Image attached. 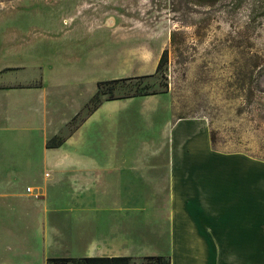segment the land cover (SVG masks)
I'll list each match as a JSON object with an SVG mask.
<instances>
[{"label": "rangeland", "instance_id": "1", "mask_svg": "<svg viewBox=\"0 0 264 264\" xmlns=\"http://www.w3.org/2000/svg\"><path fill=\"white\" fill-rule=\"evenodd\" d=\"M163 49L167 61L156 73ZM118 77L125 79L113 96L136 86L149 94L101 93L90 114L97 81ZM40 80L54 103L52 136L62 140L83 122L75 137L82 147L66 151L87 159L66 154L55 162L65 176L47 169L22 178L24 199L65 188L66 207L38 222L24 208L22 238L6 241V264H72L50 258L100 254L110 243L126 248L131 264L159 255L134 252L167 246L168 143L177 120H197L215 150L264 168V0H0V88ZM30 140L22 148L35 149ZM93 188H103L99 208ZM84 195L80 207L67 203Z\"/></svg>", "mask_w": 264, "mask_h": 264}, {"label": "crops", "instance_id": "2", "mask_svg": "<svg viewBox=\"0 0 264 264\" xmlns=\"http://www.w3.org/2000/svg\"><path fill=\"white\" fill-rule=\"evenodd\" d=\"M40 81L22 87L7 82L0 88V264L7 263L6 241L22 238L24 208L30 210L28 218L38 222L53 206L66 207L65 188L59 196L61 188H40V197L24 199L22 178L41 176L47 169H54L55 177L65 176V169L55 162L66 161V154L73 156L70 159H87L81 151H66L82 147L75 137L83 122L60 147L46 146L56 133L54 103L45 91L46 81ZM171 128L178 132L168 143L167 246L164 250L143 247L134 253L166 254L170 264H264V177L259 181L257 175V169L264 168L245 154L215 150L197 120L180 119ZM201 131L204 136L199 137ZM32 137H36L35 149L22 148L24 143L34 144ZM8 179L15 183L8 185ZM93 190V206L99 208L103 188ZM84 198L67 203L80 207L87 203ZM123 250L127 249L110 243L95 255L130 254Z\"/></svg>", "mask_w": 264, "mask_h": 264}, {"label": "trees", "instance_id": "3", "mask_svg": "<svg viewBox=\"0 0 264 264\" xmlns=\"http://www.w3.org/2000/svg\"><path fill=\"white\" fill-rule=\"evenodd\" d=\"M212 1V0H206ZM170 40L173 41V33L170 36ZM167 49H163L160 54V57L157 61L155 72H159L161 67L167 61ZM125 78H113V79H106V80H99L97 81V90L91 98L92 108L90 109L89 113H93L95 109L101 104V99L99 98V94L109 93L110 95L106 98L107 100L116 99V98H124L136 95H147L149 92L142 91L141 88L132 91L123 93L120 96H113V90L117 89L118 84L124 80ZM85 121V119H84ZM62 140H55V136L49 138L46 142L47 147H58L61 145ZM211 141L213 142V138L211 137ZM54 261L58 262H71L72 264H131V256L128 255H113V256H101V255H93V256H82L79 258L70 257V256H62V257H54L50 258ZM144 264H170L169 256L163 255H147L142 257Z\"/></svg>", "mask_w": 264, "mask_h": 264}, {"label": "built area", "instance_id": "4", "mask_svg": "<svg viewBox=\"0 0 264 264\" xmlns=\"http://www.w3.org/2000/svg\"><path fill=\"white\" fill-rule=\"evenodd\" d=\"M30 189V188H29Z\"/></svg>", "mask_w": 264, "mask_h": 264}]
</instances>
